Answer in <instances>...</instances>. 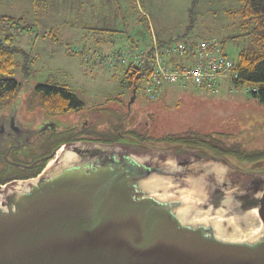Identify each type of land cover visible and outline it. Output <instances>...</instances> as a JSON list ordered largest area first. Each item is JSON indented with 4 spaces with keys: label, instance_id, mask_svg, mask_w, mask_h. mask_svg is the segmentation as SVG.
I'll list each match as a JSON object with an SVG mask.
<instances>
[{
    "label": "water",
    "instance_id": "95a60500",
    "mask_svg": "<svg viewBox=\"0 0 264 264\" xmlns=\"http://www.w3.org/2000/svg\"><path fill=\"white\" fill-rule=\"evenodd\" d=\"M52 156L0 184V264H264V171L129 142Z\"/></svg>",
    "mask_w": 264,
    "mask_h": 264
},
{
    "label": "rangeland",
    "instance_id": "374dc122",
    "mask_svg": "<svg viewBox=\"0 0 264 264\" xmlns=\"http://www.w3.org/2000/svg\"><path fill=\"white\" fill-rule=\"evenodd\" d=\"M241 5L240 0H0V16L14 19L11 25L0 26V36L9 34L7 44L18 51L11 77L21 86V98L28 97L36 85L62 86L85 108L106 100L111 105L131 97L130 90L122 87V69L104 70L93 61L84 64L69 49L78 46L105 53L96 46L88 48L86 40L92 35L110 36L111 30L117 31L114 46L124 36L147 43L151 28L162 43L217 39L236 61L240 51L255 48L236 13ZM19 21L27 28L16 29L14 23ZM24 61L27 73L21 70ZM138 86L133 106L154 112L155 128L171 125L180 130L194 125L203 133L233 135L249 131L251 142L242 135L238 140L251 147L264 130V103L246 93V87L223 83L210 92L189 83L173 84L160 99L150 101L142 92L141 80ZM75 115L70 111L55 120L65 122ZM225 163L244 170L233 160L225 158Z\"/></svg>",
    "mask_w": 264,
    "mask_h": 264
},
{
    "label": "trees",
    "instance_id": "16d2710c",
    "mask_svg": "<svg viewBox=\"0 0 264 264\" xmlns=\"http://www.w3.org/2000/svg\"><path fill=\"white\" fill-rule=\"evenodd\" d=\"M240 1L242 5L236 13L243 20L244 28L248 29L246 34L255 48L240 51L235 68L241 83L253 89L250 96L264 103V0ZM12 22V17L0 16V26L7 23L11 25ZM14 24L16 29L27 28L21 21ZM9 40V34H5L3 38L0 36V115L12 105L19 112H36L42 118L79 111L84 115L79 117L78 127L70 133L69 130L63 131L61 141L129 142L160 149L185 146L233 160L238 165L249 168L248 170L254 167L264 171V160L262 163L259 160L264 159V146H247L238 140V136L242 134L203 133L194 125L180 130L171 125L155 128V113L137 110L133 102H130L131 97L126 103L114 101L110 105L106 100L102 104L85 108L83 102L65 87L36 85L28 97L21 98V86L11 77L18 51L7 44ZM21 70L27 73L26 61ZM122 71L125 83L121 86L129 89L131 96L133 93L136 95L139 78L129 69ZM255 163L258 165H254ZM20 173L22 171L7 167L6 173L0 171V184L18 177Z\"/></svg>",
    "mask_w": 264,
    "mask_h": 264
},
{
    "label": "built area",
    "instance_id": "2783aa9c",
    "mask_svg": "<svg viewBox=\"0 0 264 264\" xmlns=\"http://www.w3.org/2000/svg\"><path fill=\"white\" fill-rule=\"evenodd\" d=\"M87 64L93 61L104 70L129 69L142 81V92L150 101L160 99L165 88L173 84H192L202 90L216 91L223 83L231 88L246 87L239 80L236 61L229 58L223 43L217 39L192 42H159L150 28V41L122 46L111 53H99L75 46L68 50Z\"/></svg>",
    "mask_w": 264,
    "mask_h": 264
},
{
    "label": "flooded vegetation",
    "instance_id": "af4514ba",
    "mask_svg": "<svg viewBox=\"0 0 264 264\" xmlns=\"http://www.w3.org/2000/svg\"><path fill=\"white\" fill-rule=\"evenodd\" d=\"M75 112L76 115L65 122H57L55 117L59 115L42 118L36 112H19L13 105L3 111L0 115L1 173H6L7 167H12L22 171V173L9 181L27 180L36 177L52 160V154L58 146L64 142H72L70 140H61L63 139L62 132L69 130L70 133L76 130L79 117L84 115V113L79 111ZM11 113L13 116L10 115ZM258 133L259 141L255 142L254 147L261 148L264 146V130ZM243 136H248L249 142H251L252 136H250L249 131H246ZM259 160L262 163L264 159ZM258 163L254 165L257 166ZM238 166L244 170L249 169L244 166ZM255 169L263 171L260 168Z\"/></svg>",
    "mask_w": 264,
    "mask_h": 264
},
{
    "label": "crops",
    "instance_id": "0c3cea01",
    "mask_svg": "<svg viewBox=\"0 0 264 264\" xmlns=\"http://www.w3.org/2000/svg\"><path fill=\"white\" fill-rule=\"evenodd\" d=\"M110 34V36L104 35L103 37L101 36H88L90 39H87V43H88V48L94 49L92 46H96L97 48H99L100 50L104 51L105 53H111L116 51L118 48L122 47V46H134V45H138L140 43H146V41L143 40H132L129 37H123L125 38L124 40L118 42V44L116 46H114V33H117V31H107ZM120 33V32H118ZM85 47V46H84Z\"/></svg>",
    "mask_w": 264,
    "mask_h": 264
}]
</instances>
